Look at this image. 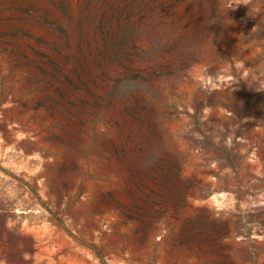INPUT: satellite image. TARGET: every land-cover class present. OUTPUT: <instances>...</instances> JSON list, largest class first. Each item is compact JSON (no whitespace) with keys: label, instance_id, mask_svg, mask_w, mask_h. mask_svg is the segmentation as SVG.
<instances>
[{"label":"rangeland","instance_id":"374dc122","mask_svg":"<svg viewBox=\"0 0 264 264\" xmlns=\"http://www.w3.org/2000/svg\"><path fill=\"white\" fill-rule=\"evenodd\" d=\"M264 0H0V264H264Z\"/></svg>","mask_w":264,"mask_h":264},{"label":"clouds","instance_id":"9594fccd","mask_svg":"<svg viewBox=\"0 0 264 264\" xmlns=\"http://www.w3.org/2000/svg\"><path fill=\"white\" fill-rule=\"evenodd\" d=\"M261 87L264 88V83H261Z\"/></svg>","mask_w":264,"mask_h":264}]
</instances>
